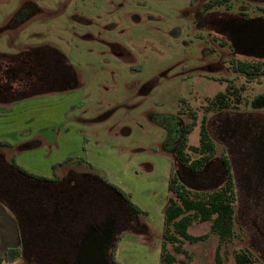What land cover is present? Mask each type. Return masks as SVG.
<instances>
[{"label": "rangeland", "instance_id": "obj_1", "mask_svg": "<svg viewBox=\"0 0 264 264\" xmlns=\"http://www.w3.org/2000/svg\"><path fill=\"white\" fill-rule=\"evenodd\" d=\"M24 1L36 3L40 11L15 19ZM211 1L0 0V50L14 55L56 50L77 82L72 90L25 92L7 115L1 104L0 137L16 144L0 151L35 174L50 173V162L69 158L67 168L96 173L129 192L148 214L138 215L121 233L115 251L121 264H158L171 151L190 113L197 120L188 144L198 145L205 116L218 153L228 154L235 180L241 170L220 130L223 117L264 126V109L249 105L264 92V78L235 73L232 63L245 57L209 24L227 14L264 18V0H219L206 13L204 5ZM229 83V107L209 106ZM186 177L180 180L191 189L214 187ZM240 184L236 181L233 236L219 244L211 221L193 220L187 233L207 237L167 243L177 264H216L217 253L221 264H233L235 251L264 264V204L256 216L243 215Z\"/></svg>", "mask_w": 264, "mask_h": 264}, {"label": "flooded vegetation", "instance_id": "obj_2", "mask_svg": "<svg viewBox=\"0 0 264 264\" xmlns=\"http://www.w3.org/2000/svg\"><path fill=\"white\" fill-rule=\"evenodd\" d=\"M228 17L233 16L210 20L213 31ZM65 61L54 51L19 58L0 56V102L40 89L76 88ZM222 121L220 130L226 134V145L241 170L237 171L239 178L235 180L233 171L232 176L235 186L236 181L241 182L246 198L242 214L256 216L264 204V126L239 118L234 121L228 115ZM216 168L213 163L201 176L187 171L182 175L212 185L217 179ZM50 170L49 176L37 174L45 179L26 177L0 151V200L21 228L20 263L116 264L119 237L137 222V215L114 186L117 184L96 173L69 169L66 164ZM257 231L261 233L259 228Z\"/></svg>", "mask_w": 264, "mask_h": 264}, {"label": "trees", "instance_id": "obj_3", "mask_svg": "<svg viewBox=\"0 0 264 264\" xmlns=\"http://www.w3.org/2000/svg\"><path fill=\"white\" fill-rule=\"evenodd\" d=\"M219 2V0L208 2L204 5V8L207 10ZM29 12L31 14L37 12V8L31 1L25 2L22 5L15 14V19H21L23 15ZM51 51L56 52L53 49ZM60 56L63 57L62 55ZM231 68L235 73L244 75L247 78H264V60L244 58L243 60L232 63ZM231 89L232 84L229 83L224 92L217 93L209 102V106L217 110L228 108L229 96L233 94ZM249 105L252 109H264V92L256 94L250 100ZM190 117V122H186L181 126L177 142L171 151L174 161L167 179V191L170 195L167 197L166 204L162 210V242L158 264H177L176 257L166 248L167 243L175 245L183 240L193 243L207 237V235L192 236L187 233V227L193 220L211 221V231L217 235L219 244L226 242L234 234L233 215L236 192L229 158L225 152L218 153L216 144L207 130L205 116L202 117L200 124L198 145L193 146L188 144L187 135L196 125V113H190ZM1 147L12 148V144L7 141H0ZM67 161H69V158L52 164V170L57 166L66 164ZM11 162L12 167L26 177L45 179V177L29 172L18 165L15 156L11 158ZM213 163H216L217 166V179L212 185H207L214 186L211 190L191 189L181 182L180 169L196 176H201ZM114 186L137 216H147V211L141 209L131 200V194L129 192H126L120 186ZM0 202L2 201L0 200ZM18 230L21 239L19 223ZM174 249L175 252L181 251L178 246H175ZM20 256V247L9 248L5 250L3 260L14 262L15 260H19ZM116 264L121 263L116 260ZM216 264H221L218 253L216 254ZM233 264H255V262L248 252L235 251Z\"/></svg>", "mask_w": 264, "mask_h": 264}, {"label": "water", "instance_id": "obj_4", "mask_svg": "<svg viewBox=\"0 0 264 264\" xmlns=\"http://www.w3.org/2000/svg\"><path fill=\"white\" fill-rule=\"evenodd\" d=\"M214 32L225 37L236 55L264 60V18H224Z\"/></svg>", "mask_w": 264, "mask_h": 264}, {"label": "crops", "instance_id": "obj_5", "mask_svg": "<svg viewBox=\"0 0 264 264\" xmlns=\"http://www.w3.org/2000/svg\"><path fill=\"white\" fill-rule=\"evenodd\" d=\"M26 2H28V1H26ZM24 3H25V1L20 5V7L17 9V11L22 7V5ZM34 5L37 8V12H39L40 11L39 7L36 5V3H34ZM17 11H16V13H17ZM46 50H47V52H49L52 49L46 48ZM40 51H44V49L31 50L27 53H30V52L36 53V52H40ZM27 53L14 55V54H11V53L6 52L4 50H0V56H4V57H8V58H19L20 56L27 55ZM69 90H72V89H69ZM45 91L48 93L58 92V91H51V90H45ZM36 93L37 92H35L34 94H36ZM26 96L27 95L25 94L24 96H19V97L14 98V99H8L7 101L0 102V105L3 104V105H6V107H7V108H3V110L1 112H4V114L7 115L6 112L11 111L12 104L14 105L22 97H26ZM0 109H2V108L0 107ZM0 141H7V142L11 143L12 145L16 144L14 142H10L8 140V138H5V137H0ZM59 161L60 160L50 162V165H52L55 162H59ZM36 174H40V175H44V176L50 175V173H42V174L36 173ZM16 247H21V239H20V235H19L18 223H17L16 217L13 213H11V211H9L7 209V207H5V205L2 202H0V264H21L19 262V260H15L14 262H7V261L3 260V255H4L5 250L9 249V248H16Z\"/></svg>", "mask_w": 264, "mask_h": 264}]
</instances>
